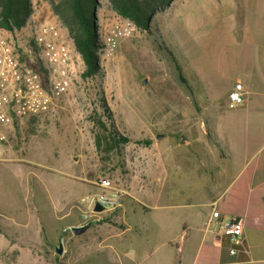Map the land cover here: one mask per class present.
I'll list each match as a JSON object with an SVG mask.
<instances>
[{
  "label": "rangeland",
  "instance_id": "374dc122",
  "mask_svg": "<svg viewBox=\"0 0 264 264\" xmlns=\"http://www.w3.org/2000/svg\"><path fill=\"white\" fill-rule=\"evenodd\" d=\"M175 1L179 0H171L164 9L152 13L146 27L142 28L119 17L110 7L109 0L95 1L94 22L101 43L97 50L99 73L84 79V64L76 67L69 89L48 113L13 123L3 146L6 151L0 153V229L20 230L11 223V218L18 217L14 214L17 209L32 204L31 198L25 201L24 197L27 195L26 184L34 185L36 178L56 190L57 187L52 186L50 180H60L73 173L89 177L92 172L93 182L97 178H109L113 187L119 188L129 173L126 157L135 162L137 149L150 143L146 136L157 133L164 126L163 123H151L155 118L166 120L171 117L177 120L175 129L171 128L175 130L171 136L176 147L182 149L176 154L177 165L165 187L170 192V198H214L222 189L229 175V163L223 146L213 133L215 118L222 111L225 118L244 116L245 112L240 109L242 104L228 107L226 90L235 76L221 78L212 69L210 60L214 53L228 55L232 50L218 43L221 35L209 22L210 25L201 28L209 31L205 35L210 37L205 45L207 54L204 53L197 66L199 49L191 39L186 47V42L181 46L172 44L173 34L167 27L170 16L168 8ZM235 3L238 6L236 17L240 21H243L246 3L262 10L258 13V10L250 9L247 11L248 18L251 15L252 19H256L257 15L264 14V0H235ZM30 16L40 21L54 19L59 22L45 0H31ZM117 30L120 33L114 36ZM28 32V22L16 31L17 36L23 38ZM235 34L238 36L242 32ZM231 35L227 27L228 39ZM111 38L115 46L110 50L108 43ZM22 43V40L17 42ZM161 47L172 54L185 85L179 81L174 64ZM144 79L147 84L142 85ZM103 100L112 114L115 128L129 140L118 150L108 153H104L103 148L98 151L94 140L100 130L94 121L105 119L100 107ZM135 116H139L141 122L138 123L137 119L133 122L131 118ZM191 117H194L191 124L178 123ZM180 124L192 127L186 130ZM181 136L184 137L182 143L179 142ZM186 140L190 144L185 146ZM76 191L81 192L80 196L84 198L92 196L99 189L82 183ZM78 200L75 204L86 209L87 204ZM74 213L78 219L75 210ZM102 222L116 226L110 221V216L95 224ZM70 223L69 219L60 222L55 241V245L61 244L60 254L56 252L58 246L46 255L29 247L24 251L22 264H118L115 257L118 239L115 236L104 243L92 229L75 236L66 231ZM128 237L130 239L125 240V244L131 248L149 242L148 235L143 232H132Z\"/></svg>",
  "mask_w": 264,
  "mask_h": 264
},
{
  "label": "crops",
  "instance_id": "0c3cea01",
  "mask_svg": "<svg viewBox=\"0 0 264 264\" xmlns=\"http://www.w3.org/2000/svg\"><path fill=\"white\" fill-rule=\"evenodd\" d=\"M246 4L243 21L236 17L235 0H179L168 8L167 27L173 34L172 44L181 46L186 42V47L191 39L199 49L197 66L204 53L207 54L205 45L210 41L205 36L209 31L201 28L209 22L215 25L221 35L218 43L230 47L232 53L212 54V69L221 78L235 76L226 90L227 98L235 84H241L244 102L240 109L245 114L225 118L222 111L215 118L213 133L225 151L229 175L214 198H170L165 187L177 165L176 154L182 149L176 147L171 136L177 120L171 117L151 120L164 126L146 136L150 143L137 149L135 162L126 157L129 173L124 184L116 188L121 192V205L110 214L100 215V220L110 216L116 226L102 222L93 223L87 229L97 232L102 243L112 236L118 239L115 249L118 264H264V14L257 15L256 19L250 15L249 19L247 11L257 6L252 8ZM227 27L232 33L229 39ZM236 32L242 34L237 36ZM139 118L135 116L131 120L137 119L139 123ZM193 119L178 123L191 124ZM179 126L186 130L192 127ZM157 135L163 138L156 141ZM188 144L186 140L184 145ZM88 176L73 173L60 180H50L56 190L38 178L34 185L27 183L24 198L25 201L31 198L32 204L17 209L14 214L18 217L11 218V223L20 230L0 229V264H22L24 251L29 247L46 255L61 245H55L60 222L69 219L67 228L76 226L85 210L75 204L78 198L80 202L83 199L76 188L82 183L95 187L92 172ZM212 208L225 220L242 221L247 256L231 257L225 240L205 229ZM132 232L145 233L149 242L132 248L127 246L125 240L130 239L128 235Z\"/></svg>",
  "mask_w": 264,
  "mask_h": 264
},
{
  "label": "built area",
  "instance_id": "2783aa9c",
  "mask_svg": "<svg viewBox=\"0 0 264 264\" xmlns=\"http://www.w3.org/2000/svg\"><path fill=\"white\" fill-rule=\"evenodd\" d=\"M27 22L26 38L17 36L15 30L0 28V152L13 123L48 113L69 89L76 67L83 65L72 39L58 21H40L30 16ZM118 33L119 30L114 36ZM20 40L23 43L17 44ZM108 44L110 50L115 46L112 38ZM228 101L229 108L243 104L240 83L229 92ZM93 184L99 191L81 200L87 204L81 212V221L66 231L72 233L74 227L96 223L101 214H110L120 207L121 192L113 187L109 178H97ZM96 205L101 207L100 212L94 210ZM205 229L225 240L231 257L248 255L243 223L239 218L225 220L212 208Z\"/></svg>",
  "mask_w": 264,
  "mask_h": 264
},
{
  "label": "trees",
  "instance_id": "16d2710c",
  "mask_svg": "<svg viewBox=\"0 0 264 264\" xmlns=\"http://www.w3.org/2000/svg\"><path fill=\"white\" fill-rule=\"evenodd\" d=\"M51 11L56 15L61 25L71 37L75 50L81 56L84 64L82 78H90L99 73L97 50L101 47L97 35V26L93 14L96 0H45ZM112 10L121 18L130 21L138 28L146 27L151 14L162 10L171 3V0H109ZM31 0H0V28L7 30H20L26 24L30 14ZM162 50L169 56L174 64L179 81L185 85L180 68L172 54L164 47ZM189 91V88L186 87ZM190 92V91H189ZM104 120H95L94 124L100 128L95 134V146L98 151L103 148L104 153L118 150L129 140L119 134L112 123V114L105 101H101ZM35 118V117H34ZM31 118V119H34ZM92 224L89 225V227Z\"/></svg>",
  "mask_w": 264,
  "mask_h": 264
},
{
  "label": "water",
  "instance_id": "95a60500",
  "mask_svg": "<svg viewBox=\"0 0 264 264\" xmlns=\"http://www.w3.org/2000/svg\"><path fill=\"white\" fill-rule=\"evenodd\" d=\"M141 84H142V85L147 84V80L144 79V80L141 82ZM161 138H163V135H157V136L155 137L156 140H160ZM183 141H184V137L181 136V137L179 138V142L182 143ZM94 210H95L96 212H100L102 209H101V207H100L99 205H96L95 208H94ZM88 228H89V225H85V226H82V227H74V228L72 229V234L75 235V236H79V235L83 234ZM56 252H57L58 254L61 253V245H59V246L57 247Z\"/></svg>",
  "mask_w": 264,
  "mask_h": 264
}]
</instances>
